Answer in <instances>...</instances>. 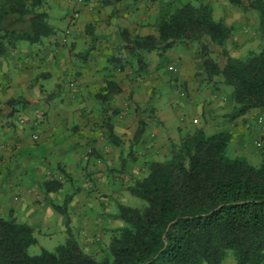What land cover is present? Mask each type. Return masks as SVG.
I'll use <instances>...</instances> for the list:
<instances>
[{
  "label": "crops",
  "instance_id": "crops-1",
  "mask_svg": "<svg viewBox=\"0 0 264 264\" xmlns=\"http://www.w3.org/2000/svg\"><path fill=\"white\" fill-rule=\"evenodd\" d=\"M65 1L69 6L77 2ZM180 1L121 0L103 5V0H79L78 6L82 7L79 29L84 30L89 24L95 27L97 43L91 44L93 53L75 68L58 63L53 70L48 68L49 72L37 74L36 65L40 64L30 50L34 49L33 44L25 42L0 58V107L4 108L0 114V217H8L13 211L19 222L34 228L39 242L56 234L65 241L67 218L54 210L51 203L62 205L72 195L67 205L70 228L82 248L95 255L108 244V230L122 225L112 217L117 203L134 202L129 187L135 179L147 175L148 162L168 157L172 145L178 144L182 136L198 128L206 135L229 132L230 151L252 160L256 153L248 148L246 134L255 123V114H264V109L231 119L234 107L231 95L224 96L217 86L207 85L200 75L202 60L189 55L192 44H181L179 55L167 52L168 56L157 60L162 69L154 76L160 74L162 78L155 79L160 87L158 96L153 98L155 113L149 114L154 121L140 110L152 96L148 97L150 91L143 84L145 73L134 71L127 76L126 68H117L112 61L119 30L127 29L134 35H157L160 13L170 3L178 5ZM186 3L187 0L181 2ZM107 46L112 52H108ZM71 58L74 61L77 56ZM164 60L169 61L167 69ZM65 72L70 74L67 86ZM108 82H114L120 91H109ZM122 84L127 85L129 92L130 85L134 89L129 102L124 100L127 90ZM12 99L20 100L21 104L7 107L6 102ZM110 100L115 111L109 110L106 117L105 105ZM139 117L145 120L146 130L135 143ZM106 121L121 138V146H115L103 135ZM256 123L262 148L264 127ZM34 135L38 136L35 142ZM59 176L63 179L59 180ZM50 179L59 180L62 187L44 193L42 183Z\"/></svg>",
  "mask_w": 264,
  "mask_h": 264
},
{
  "label": "trees",
  "instance_id": "trees-1",
  "mask_svg": "<svg viewBox=\"0 0 264 264\" xmlns=\"http://www.w3.org/2000/svg\"><path fill=\"white\" fill-rule=\"evenodd\" d=\"M44 1L0 0V58L16 50L22 41L38 44L55 33L47 21L48 14L40 10ZM119 1L103 0V5ZM172 6L170 3L161 13L157 35L119 30L114 48L129 56V66L145 72L148 56L154 51L162 58L176 45L188 46L208 37L223 49L227 62L221 67L204 46L200 75L215 87L232 88L230 118L264 109V0H251L263 43L245 58L230 55L227 43L233 27L215 20L209 5L189 1L170 9ZM86 30L96 41L94 27L89 24ZM112 59L116 66L125 65L123 58ZM107 88L120 91L114 82H108ZM17 104L20 100L12 99L5 105L14 108ZM3 111L0 107V114ZM103 127L105 138L121 146L112 124L106 121ZM145 130L146 122L139 117L135 143ZM231 139L229 132L206 135L198 128L173 144L164 160L148 162L147 175L129 187L131 195L144 204L131 207L117 203L112 217L122 225L108 230L111 235L101 249V258L87 253L76 240L67 212L73 197L69 195L62 205L51 203L67 218L66 240L54 251L42 248L38 255L29 254V248L38 243L34 228L19 222L13 211L8 217H0V264H223L229 252L234 264H264V158L256 166L245 156H231ZM124 165L122 160L121 167ZM61 187L57 179L42 183L44 193Z\"/></svg>",
  "mask_w": 264,
  "mask_h": 264
},
{
  "label": "rangeland",
  "instance_id": "rangeland-1",
  "mask_svg": "<svg viewBox=\"0 0 264 264\" xmlns=\"http://www.w3.org/2000/svg\"><path fill=\"white\" fill-rule=\"evenodd\" d=\"M27 1L30 3L32 0H27ZM76 1L77 2H75L74 5L69 6L66 4L65 0H45L44 4L40 8L41 11H45L48 14L47 21L51 24L55 33L48 37L43 38L42 42L38 44H33L34 49H30L32 51L33 56L37 57L36 59L37 63L39 62L40 64L39 66L36 65L37 74L42 75L44 74V72H49L48 68H51V70H53V65L58 64V63H63L65 66L68 64V66L75 68L78 65V62H80V60H83L86 57L88 58L93 53L89 47L91 46V44L97 43V41L93 42L91 40V35L89 32H87L86 28L80 31L79 24H80V13H81L82 7L78 6V4H80L79 0H76ZM182 1L183 0H181L178 5L172 4L173 6L170 9H173V7H177V6H183L182 5L183 3L181 4ZM189 1L194 3L195 5H200V4L209 5L212 8L213 17L215 20H224L228 25L233 27L232 37L229 39L227 43V50L229 51L231 56L235 58H245L248 56L250 51H257L259 45L263 43V39L258 31L257 11L254 8H252L251 0H240V2H237L238 0H187V2ZM166 10H168V8ZM164 11H162L161 13H163ZM75 12L79 13L78 17H72ZM23 42H25L24 43L25 45H28L29 43L27 41H22L19 43V45L22 44ZM204 46L207 47L208 54L221 67H224L227 62V59H226L225 54L223 53V49L219 46L213 45L210 42L208 37H204L202 38V40L198 42H194L192 46L190 47V49L188 50L189 55L193 58L198 57V61L202 60L203 62V60L205 59V56H204L205 47ZM21 48L24 49L25 53L28 52V50H26L24 47H21ZM107 50L108 52H112L111 51L112 49L110 47H108ZM181 50H182L181 44H179V45L174 46V49L169 50L168 52H170V54L175 53L179 55ZM86 51H88V54H86ZM110 54L111 53H109V55ZM72 55L77 56V58H75L74 61L71 60ZM111 56L114 59L123 58V60H125L124 61L125 65H123L122 63V65H118L117 68H120V67H123V69L126 68V71L129 72L127 76H131V74L134 73V68L132 66H129V56L125 52L123 51L120 52L119 50L114 48L113 55ZM159 58L160 56H159L158 51H154L153 53H151L148 56V61L150 65L148 69L144 72L145 79H144L143 84L150 91V94L148 95V97L150 95H152L153 97L151 96L152 102L149 103L150 102L149 101L147 103V106H144L143 110L142 109L140 110L142 112V115L143 113L148 114L145 116L146 118L153 119L151 121H154V118L151 117L149 114L155 113V107L153 106V98L158 96L159 87H160V83L156 84L155 79L159 80L160 78H162L160 74L157 77L154 76L155 72L157 73L159 70L162 69L161 66L158 67L159 65H157V60ZM163 63H164L165 69H167V64L169 63V61L164 60ZM41 64H44V65H41ZM62 67L63 66H61V68ZM67 68L69 69V67ZM64 76H65L64 80H68L65 83L67 86L70 83L69 82L70 74L68 72H65ZM71 80L73 82H76L73 76ZM209 84L210 83H207V85ZM126 86H127L126 84H122V87L127 90V95L125 96L124 100L126 102H129L130 101L129 98L131 97V95L132 96L134 95V91H133L134 89L130 85L129 86L130 92H129ZM217 87L218 89L222 91L224 96H229L232 93L231 87H226L222 85L217 86ZM46 96H48L47 93H46ZM111 104L112 103L110 100V102H108L105 105V106H108L107 109L105 108L106 117L108 116L107 112L109 110L115 111V109H113L112 107L113 104L112 105ZM149 104H152V105L150 106ZM262 110H258V111L261 112ZM116 111L118 110L116 109ZM88 112H89V115L92 114V110ZM263 115H264L263 113L255 114L254 116L255 123L254 122L252 123V126L249 128L250 130L247 131V134H246L248 148L250 150L255 151L256 153L253 156L252 160H248V159L247 160L251 164L256 165V166L260 165L261 161L263 160V158H261V155L263 154L264 147L260 148L261 142L259 143L258 140L261 137V133L260 131H257V123H256L257 119ZM90 120H91L90 122L93 123V127H94V124H95L94 118ZM157 123L161 124V122H157ZM77 130L80 131V128H78ZM92 130L95 131V129H92ZM74 133H77V131ZM260 140H262V137ZM33 141L35 142L37 141V139H33ZM256 141H257V144H256ZM229 154L233 157L238 156L234 152H231L230 149H229ZM132 198L134 202L130 203V205L128 206L141 207L144 204L142 200L136 197H132ZM64 242L65 241L61 239V236L59 234H56L53 236L52 239H48L46 241L44 240V242L38 241L36 245L31 246L29 248V254L38 255L40 254L42 248L47 249L49 251H54L58 245ZM95 255L97 258H101L103 254L100 251L99 253ZM234 262H235L234 256L232 252H229L226 258L224 259L223 264H234Z\"/></svg>",
  "mask_w": 264,
  "mask_h": 264
},
{
  "label": "built area",
  "instance_id": "built-area-1",
  "mask_svg": "<svg viewBox=\"0 0 264 264\" xmlns=\"http://www.w3.org/2000/svg\"><path fill=\"white\" fill-rule=\"evenodd\" d=\"M78 15H79V13L78 12H75L74 14H73V16L72 17H78ZM24 121L23 120H21V123H23ZM257 122L261 125V126H263L264 127V117L263 116H260L258 119H257ZM38 138V136L37 135H34L33 136V139H37ZM259 145V144H258ZM63 179V177L62 176H59V180H62Z\"/></svg>",
  "mask_w": 264,
  "mask_h": 264
}]
</instances>
